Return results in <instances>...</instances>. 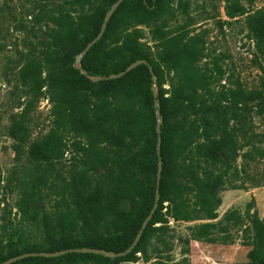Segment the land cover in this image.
Wrapping results in <instances>:
<instances>
[{
  "label": "rangeland",
  "instance_id": "rangeland-1",
  "mask_svg": "<svg viewBox=\"0 0 264 264\" xmlns=\"http://www.w3.org/2000/svg\"><path fill=\"white\" fill-rule=\"evenodd\" d=\"M103 3L89 0L80 7L72 6L70 0H0V257L19 250L22 241L38 250L56 246L58 187L67 181L82 194L104 191L108 174L116 170L111 157H125L134 150L100 143L95 135L62 126L56 115L57 99L49 88L51 63L56 58L53 53L49 58L44 54L53 42L48 35L53 26L50 14L92 13ZM167 4L170 14L162 20L164 29L195 38L200 51L195 68L213 92L203 101L213 109L205 113L197 105L189 120L208 135H230L234 145L228 143L223 164L202 162V167L226 170L213 198L221 202L210 204L216 217L209 219L202 213L198 219H174L166 213L168 201L156 205L153 212L159 209L158 220L148 224L143 234L144 253L137 252L130 264H251L246 256L249 246L231 214L238 213L245 221L256 209L264 220V0H167ZM135 28L140 41L151 45L150 27L141 23ZM77 51L74 44L67 52L68 66L76 69L74 63L81 53ZM30 61L41 62L40 79L31 68L24 69ZM155 61L163 87L169 89L173 73ZM87 77L102 94L99 81L103 79ZM153 89L156 94V84ZM236 89L253 94L235 104L230 92ZM154 114L160 125L159 111ZM115 124L110 120L102 126L111 130ZM46 135H51L53 149L49 160L30 161L28 144ZM16 144L21 146L20 154ZM186 197L190 204L196 200L193 193ZM151 200L145 197L141 207ZM118 207L128 209L129 204L122 200ZM203 224L212 225L201 230L207 237L194 238V227ZM57 264L74 263L60 259Z\"/></svg>",
  "mask_w": 264,
  "mask_h": 264
},
{
  "label": "trees",
  "instance_id": "trees-1",
  "mask_svg": "<svg viewBox=\"0 0 264 264\" xmlns=\"http://www.w3.org/2000/svg\"><path fill=\"white\" fill-rule=\"evenodd\" d=\"M88 1L70 0V3L83 7ZM103 1L92 13L71 15L60 11L58 15L50 14L53 26L48 28V35L53 42L44 54L49 58L53 53L56 58L55 63H51L49 88L57 99L56 115L62 126L88 136L95 135L100 143L130 146L134 150L125 157H111L116 170L115 174H108V186L104 191L82 194L67 181L58 187L59 239L56 246L38 250L22 241L20 249L2 255L0 263L25 252L68 250L50 257L27 256L9 264H57L60 259L74 264H130L137 252L144 253L143 234L148 224L158 220L159 209L152 213L140 239L124 255L107 256L102 252L72 249L125 251L151 212L157 193L158 207L168 201L166 213L174 219H198L202 213L209 219L216 217L210 204L216 197L217 187L224 183L226 170L202 167V162L223 164L224 151L228 143L234 145V142L230 135L217 138L206 131L200 132L189 120V115L196 113L197 105L205 113L213 109L212 104L204 103V96L213 92L195 68L200 56L198 43L193 37L187 39L184 34H170L164 29L162 20L170 14L167 0H122L106 22L101 38L82 55L80 68L68 66L67 52L74 44L77 52L84 50L99 33L106 12L117 0ZM141 23L150 27L151 45L140 41L141 35L135 26ZM155 58L173 73L169 89L163 87L162 72ZM136 60L146 64L126 70ZM30 68L40 79L41 62H28L24 69ZM87 76L103 79L99 81L102 94L94 90V83ZM153 84L157 85L156 94ZM252 94V91L236 89L230 92V97L238 104ZM218 100L220 98L216 97ZM142 103L144 106L139 107ZM155 111H159L160 125ZM110 120L116 122L114 129L103 128V123ZM50 138L51 135H46L42 140L30 142L27 158L37 163L49 160L53 150ZM14 148L20 154V144ZM191 193L196 196L193 204L188 203L186 197ZM147 196L151 197V203L142 208L141 201ZM122 200L128 202V209L118 207ZM214 202L218 206L221 201L216 198ZM231 220L241 227L242 238L249 246L246 256L250 263L264 264V220L257 210L253 209L245 221L238 213H232ZM210 226L194 227L193 237L206 238L207 234L201 230Z\"/></svg>",
  "mask_w": 264,
  "mask_h": 264
},
{
  "label": "water",
  "instance_id": "water-1",
  "mask_svg": "<svg viewBox=\"0 0 264 264\" xmlns=\"http://www.w3.org/2000/svg\"><path fill=\"white\" fill-rule=\"evenodd\" d=\"M122 0H117L113 5L112 7L107 11L106 15H105V18H104V22L101 26V29L99 31V33L97 34V36L92 40L90 41L86 47L84 48V50L78 55L75 63H74V66L77 67V68H80V58L82 57V55L90 48V46L96 42L99 38H101L103 32H104V29H105V25H106V22L108 21L109 17L111 16L113 10L117 7V5L121 2ZM140 63H144L146 64L145 61L143 60H136L135 62H133L132 64H130L126 70H130L131 68L135 67L136 65L140 64ZM149 69L150 71L152 70L151 67L149 66ZM84 72V71H83ZM123 72L119 73V75H121ZM115 75H112L111 77H114ZM159 145L160 143L158 142L157 143V151H159ZM157 199H158V193L156 194V197H155V201H154V205H153V209L152 211L149 213V215L145 218V220L143 221L139 231L137 232L136 236H135V239L133 240V242L131 243V245L123 252H120V253H113V252H105L104 250H99V249H91V248H78V249H72L76 252H84V251H93V252H102L104 254H107V255H110V256H115V255H124L126 253H128L129 251H131V249L134 247V245L137 243V241L139 240L140 236H141V233L143 231V229L145 228V226L147 225L151 215H152V212L154 210V208L156 207L157 205ZM66 251L68 250H61V251H55V252H52V253H46V252H25V253H22V254H19V255H16V256H13V257H10L4 261H2L0 264H9V263H12L20 258H24V257H27V256H34V255H52V256H55V255H59L61 253H65Z\"/></svg>",
  "mask_w": 264,
  "mask_h": 264
},
{
  "label": "crops",
  "instance_id": "crops-1",
  "mask_svg": "<svg viewBox=\"0 0 264 264\" xmlns=\"http://www.w3.org/2000/svg\"><path fill=\"white\" fill-rule=\"evenodd\" d=\"M254 194V196H256V193H253Z\"/></svg>",
  "mask_w": 264,
  "mask_h": 264
}]
</instances>
